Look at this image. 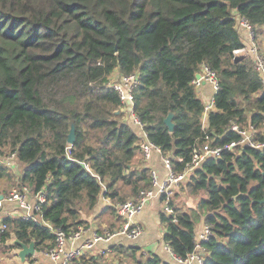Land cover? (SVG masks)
I'll return each instance as SVG.
<instances>
[{
    "label": "trees",
    "instance_id": "1",
    "mask_svg": "<svg viewBox=\"0 0 264 264\" xmlns=\"http://www.w3.org/2000/svg\"><path fill=\"white\" fill-rule=\"evenodd\" d=\"M239 18L258 35L264 0H0V181L46 190L48 200L35 220L7 217L2 253L18 251L15 241L45 251L56 237L44 223L69 233L86 226L82 213L94 212L102 197L135 201L152 187L151 169L136 162L141 136L110 85L116 72L138 77L134 115L179 173L207 140L222 148L240 140L233 125L252 126L264 143V83L253 59L235 54L248 42ZM202 66L220 86L206 128L193 84ZM169 113L173 132L164 122ZM12 154L20 176L5 164ZM184 189L198 197L196 208L172 201L177 222L160 213L176 257L194 252L204 217L212 233L202 242L204 264H264V148L207 158Z\"/></svg>",
    "mask_w": 264,
    "mask_h": 264
},
{
    "label": "built area",
    "instance_id": "2",
    "mask_svg": "<svg viewBox=\"0 0 264 264\" xmlns=\"http://www.w3.org/2000/svg\"><path fill=\"white\" fill-rule=\"evenodd\" d=\"M239 26L247 32L248 42L244 48L237 50L235 54L239 55L244 53L245 55H249L253 59L255 69L264 83V49L259 45L258 35L256 34L254 27L244 18H239ZM201 70L202 71L198 73L201 76L199 78L196 77L193 80V84L196 88H199L203 82L209 83L213 87L214 94H216L220 87L217 73L207 66H202ZM117 80L111 81L110 85L119 93L120 99L124 105L123 109L131 113L134 123L140 129V152L146 160L150 159L153 154H158L161 157L162 164L166 170V175L164 178H161L159 172L152 169V187L148 190L142 191L137 200H129L124 203L115 204L109 203V206L114 209L116 216L121 220V226L113 231H106L102 234L94 232L91 237H88L85 227H79L78 230L67 233L63 230L52 228L48 223H44L51 228L52 233L55 235V244L45 251H35L34 255L31 257L34 262L45 257L53 264H75L76 261L83 258L87 252L94 249L95 245L99 243L109 244L111 241L119 237L126 238L130 241L138 239L143 230L134 222V218L143 211V208L148 202L156 198L162 201L163 211L168 215H171L174 222H177L174 211L170 206L175 190L183 182L188 181L190 175L196 169L201 167L202 163L207 158H218L223 150H234L239 147L264 148V143L257 142L254 139L256 132L252 126L249 129H241L238 125H233L232 130L240 135V140L237 142H231L223 148L211 147L207 140L206 144H204L201 149L194 150L192 163L187 166L184 172L179 173L174 169L170 155H164L161 148L148 139L145 126L134 115L133 90L137 84L138 77L132 75L129 77H120ZM214 110L215 102L213 97L210 103L205 104L203 113V125L205 128L208 126V116ZM180 161H182V159H180ZM5 164L15 171V166L19 165L16 161V155L12 154L7 157ZM1 194L3 195V199L0 200V217L4 216V213L9 206L14 205L23 213L24 219L35 220L38 215L40 216L42 213L45 204L48 203L46 190L33 193L26 187L18 188L16 186L10 188L7 193ZM7 230L8 225L6 220L2 219L0 221V239ZM211 235L210 228L206 225L204 232L200 235L199 239H197L194 252L185 260L176 257L168 245L166 248L171 252L172 257L180 263L191 264L195 260L198 264H204L207 252L202 246V242L207 241Z\"/></svg>",
    "mask_w": 264,
    "mask_h": 264
},
{
    "label": "crops",
    "instance_id": "3",
    "mask_svg": "<svg viewBox=\"0 0 264 264\" xmlns=\"http://www.w3.org/2000/svg\"><path fill=\"white\" fill-rule=\"evenodd\" d=\"M260 33H264V28L260 29L258 39L260 37ZM246 40H248V36ZM258 41L260 47L264 49V37ZM112 78L119 79L120 77ZM214 93L213 87L206 82H203L201 87L197 88V94L204 104L211 102L215 95ZM122 111L128 121L133 124L135 131L141 136L140 129L134 123L131 113L124 109ZM136 162H140L139 167H148L151 170H157L161 178H164L166 175V170L162 164L161 157L158 154H153L150 159L146 160L140 152L136 158ZM109 203H111L110 200L102 197L99 200L95 211L90 213L87 219L83 218L88 221L85 226L88 237H91L94 232L102 234L106 231L118 229L121 226V220L115 213L112 214L107 209V207H109ZM189 207L196 208V206ZM162 211V201L157 198L151 200L145 205L143 211L134 218V222L143 230L138 239L130 241L126 238L119 237L111 241L109 244L99 243L95 245L94 249L87 252L84 256L85 259L90 261L91 264H145L150 257L157 256L160 259L161 264H187L180 263L174 259L171 252L166 248L167 243L165 242V235L167 228L160 220V213ZM4 216L0 217V221L2 219L6 220L7 217L23 218V213L17 209L16 206L11 205L6 209ZM205 226V220L204 217H202L200 223H198L195 228L196 240L199 239L200 235L204 232ZM20 250L21 248L18 251H12L14 252L15 257L18 258L17 264H53L45 257L40 258L36 262L32 261V258L29 257L25 262H23L18 255ZM6 256L7 253L3 254L1 251L0 264H3L6 261ZM191 264L198 263L194 260Z\"/></svg>",
    "mask_w": 264,
    "mask_h": 264
},
{
    "label": "rangeland",
    "instance_id": "4",
    "mask_svg": "<svg viewBox=\"0 0 264 264\" xmlns=\"http://www.w3.org/2000/svg\"><path fill=\"white\" fill-rule=\"evenodd\" d=\"M261 36L264 37V33L263 34L260 33V37ZM260 37L259 39L262 38ZM243 55L245 54L242 53V54H239L238 56H243ZM112 77H120V76L118 72H116L115 74L111 76L110 79L111 81L117 80V79H113ZM15 174H17L18 176L22 174V166L20 164L18 166L17 165L15 166ZM183 183L179 187H177V189L175 190L172 201H174V203L176 204V206L179 207V209L189 210L190 208L189 206H197L198 197L195 195H192L187 189H184L186 181ZM12 184H13L12 182L0 181V189L4 190L3 193H7V191L10 188L16 187V185H12ZM82 217L87 219L89 217V214H87V212L84 211L82 213ZM198 223H200V221ZM5 260L6 261L3 264H17L18 258L15 257L14 252H10V253H7Z\"/></svg>",
    "mask_w": 264,
    "mask_h": 264
},
{
    "label": "water",
    "instance_id": "5",
    "mask_svg": "<svg viewBox=\"0 0 264 264\" xmlns=\"http://www.w3.org/2000/svg\"><path fill=\"white\" fill-rule=\"evenodd\" d=\"M200 76H201L200 74L196 75L197 78H199ZM116 114H119V111L116 112ZM173 117H174V115L172 113H169V115L166 117V119L164 121L170 132H173L174 127H175V124L173 122ZM75 140H76L75 127H74V125H72L71 131H70V134L68 137V143L70 145H72V144H74ZM81 165L84 166L83 164H81ZM1 199H3L2 194H0V200ZM15 242L20 243V246H21V250L18 253L21 261L25 262L29 257H32L34 255V253L36 251L34 243H31L30 245H26V244L21 243L19 241H15Z\"/></svg>",
    "mask_w": 264,
    "mask_h": 264
}]
</instances>
